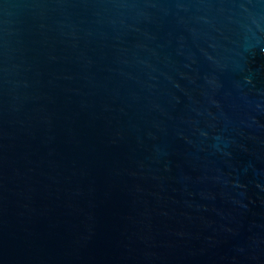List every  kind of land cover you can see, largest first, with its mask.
Wrapping results in <instances>:
<instances>
[{"label": "water", "instance_id": "obj_1", "mask_svg": "<svg viewBox=\"0 0 264 264\" xmlns=\"http://www.w3.org/2000/svg\"><path fill=\"white\" fill-rule=\"evenodd\" d=\"M0 264H264V0H0Z\"/></svg>", "mask_w": 264, "mask_h": 264}]
</instances>
